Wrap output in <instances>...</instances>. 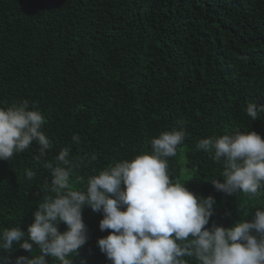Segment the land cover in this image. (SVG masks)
<instances>
[{
  "label": "trees",
  "instance_id": "16d2710c",
  "mask_svg": "<svg viewBox=\"0 0 264 264\" xmlns=\"http://www.w3.org/2000/svg\"><path fill=\"white\" fill-rule=\"evenodd\" d=\"M25 99L44 115L50 147L40 160L35 144L0 160V231L32 222L50 182L42 162L63 147L97 157L73 173L83 189L89 175L150 151L151 138L174 127L186 137L168 158L170 178L184 164L194 177L185 186L215 198L208 226L250 220L264 205V190L251 200L217 191L209 180L223 179L222 162L197 148L235 131L264 138V115L252 121L245 111L264 105V0H0V107ZM83 218L89 238L74 264H111L97 246L110 231L99 229L102 213L85 207ZM19 255L27 253H11Z\"/></svg>",
  "mask_w": 264,
  "mask_h": 264
},
{
  "label": "clouds",
  "instance_id": "9594fccd",
  "mask_svg": "<svg viewBox=\"0 0 264 264\" xmlns=\"http://www.w3.org/2000/svg\"><path fill=\"white\" fill-rule=\"evenodd\" d=\"M252 121L264 115L256 100L246 105ZM45 117L21 100L0 107V160H12L33 144L44 157L50 147L43 127ZM186 137L183 127L162 131L151 138L150 151L122 159L87 177L75 187L73 173L97 159L94 153L71 156L63 147L55 162L43 161L50 182L46 195L32 213V222L0 231V264H74L73 254L88 240L83 209L101 212L99 250L111 264H264V205L254 206L251 220L231 226L212 222L216 201L197 196L184 182H173L168 158L177 154ZM74 143L80 137L73 135ZM216 162H222L223 179L209 180L227 195L245 194L255 199L264 190V138L255 131H235L209 136L197 143ZM26 178L37 173L26 169ZM191 179V178H190ZM230 216V211H225ZM66 225L64 231L59 224ZM17 249L27 255L11 256ZM9 253L8 256L2 255ZM81 264H86L82 259Z\"/></svg>",
  "mask_w": 264,
  "mask_h": 264
},
{
  "label": "rangeland",
  "instance_id": "374dc122",
  "mask_svg": "<svg viewBox=\"0 0 264 264\" xmlns=\"http://www.w3.org/2000/svg\"><path fill=\"white\" fill-rule=\"evenodd\" d=\"M184 160H185V158H184L183 154H181V158L179 159V161H181V163H184ZM182 165H183V167L181 168L182 169L181 176L178 177L176 180H174V183L175 182H181L182 183L184 181H185L184 183H187V182H189V180H194V177L192 175V172H189L187 170L186 165H184V164H182ZM196 195L197 196H200V194H196Z\"/></svg>",
  "mask_w": 264,
  "mask_h": 264
}]
</instances>
